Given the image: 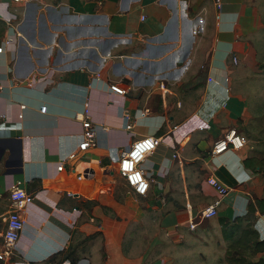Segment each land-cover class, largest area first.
I'll return each instance as SVG.
<instances>
[{
	"label": "crops",
	"instance_id": "0c3cea01",
	"mask_svg": "<svg viewBox=\"0 0 264 264\" xmlns=\"http://www.w3.org/2000/svg\"><path fill=\"white\" fill-rule=\"evenodd\" d=\"M245 2L0 0V45L15 37L0 54V139L22 140L21 168L7 166L9 150L0 159V251L13 181L36 196L17 248L31 264H141L123 249L135 223L134 236L150 224L175 243H192L209 235L206 223L223 235L220 220L243 218L264 240V215L248 216L249 205L264 200V171L245 165L264 154L247 143L212 156L230 129L258 120L233 88L239 63L231 56L246 63L254 53ZM115 84L125 96L112 92ZM86 110L98 137L82 151ZM202 113L212 114L208 128L199 127ZM147 136L163 143L144 163L151 186L143 197L120 181L117 158ZM211 175L229 195L207 183ZM211 205L218 214L203 219Z\"/></svg>",
	"mask_w": 264,
	"mask_h": 264
},
{
	"label": "rangeland",
	"instance_id": "374dc122",
	"mask_svg": "<svg viewBox=\"0 0 264 264\" xmlns=\"http://www.w3.org/2000/svg\"><path fill=\"white\" fill-rule=\"evenodd\" d=\"M245 16L249 20L250 43L254 51L248 62H240L236 68L238 72L233 79V88L236 94L246 96L251 101L252 109L258 120H250L249 123L242 122L236 128L238 133L248 139V145L253 146L254 152L258 156L264 154V0H246ZM1 39V34H0ZM249 47V48H250ZM125 185L124 179H120ZM126 188L129 186L126 184ZM251 221V218H250ZM254 219L252 220V222ZM253 222L254 228L257 224ZM137 223L130 226L128 235L123 242V249L126 255L135 256L142 259L141 264H167V259L175 258L176 264H228L226 261V251L229 246L223 235L215 231V227L209 223L204 225L209 235L206 237L196 236L195 241L175 243L169 237L166 238L159 230L150 226L142 225L141 233L137 232ZM244 226V223H243ZM259 231V230H258ZM263 236V235H262ZM171 240V241H170ZM159 244V245H158ZM164 244V249L173 248L176 252L155 253L154 249ZM189 244H196L195 248L188 250ZM157 245V246H156ZM174 246V247H173ZM264 257V254L261 256ZM260 257H251V261H257ZM160 261V262H156ZM156 262V263H154Z\"/></svg>",
	"mask_w": 264,
	"mask_h": 264
},
{
	"label": "built area",
	"instance_id": "2783aa9c",
	"mask_svg": "<svg viewBox=\"0 0 264 264\" xmlns=\"http://www.w3.org/2000/svg\"><path fill=\"white\" fill-rule=\"evenodd\" d=\"M11 2L20 3L24 0H10ZM13 35L8 34L0 45V54H4L7 49L14 48ZM231 61L234 65L239 63L238 57L231 56ZM2 87L0 86V90ZM112 92L115 94L125 96L127 91L120 87L119 85H111ZM226 106V101H223L219 107ZM47 106L41 108V113L46 114ZM212 114L202 113L201 115H196V118L203 121V124L199 126L200 128H208ZM4 117V116H3ZM83 141L79 145V150H87L88 148L95 146L98 137V128L93 124L89 112L83 114ZM132 125L127 126L128 130L132 129ZM163 139L155 136H147L144 138L137 139L133 142L132 146L122 152L117 158L118 162V174L126 184L131 188V190L137 196H147L150 191L151 179L150 174L148 175L144 169V163L146 162L148 156L153 154L157 148L162 145ZM248 143L247 138L238 133L236 129H230L223 138L218 140L212 150V156L217 157L230 150H240L243 149ZM173 159L177 157L176 152H172ZM75 153L69 156V159L74 158ZM65 166V160L60 162L58 166V171H62ZM79 176V179H82ZM207 183L213 187L221 196H227L231 190L226 187L216 176L211 175L207 179ZM22 182L13 181L8 184L9 201L12 210L8 217L7 227L3 237V247L0 251V261L3 264H31L29 261L20 260V255L18 254V244L20 242L21 236L25 228V211L36 199L35 195L28 193L23 187ZM218 214L215 205H211L206 208L201 216L203 219H210ZM196 225L191 224L190 228L195 229ZM65 264H70L67 262Z\"/></svg>",
	"mask_w": 264,
	"mask_h": 264
},
{
	"label": "trees",
	"instance_id": "16d2710c",
	"mask_svg": "<svg viewBox=\"0 0 264 264\" xmlns=\"http://www.w3.org/2000/svg\"><path fill=\"white\" fill-rule=\"evenodd\" d=\"M254 164L255 168L259 167L261 171H264V158L261 161H245L246 166L251 167ZM257 211L264 215V200L250 204L248 216L251 217ZM243 222V218H237L233 222L220 220L223 237L230 242L226 261L228 264H264V257H260L257 261L250 260L251 257L264 254V240H260L258 232L250 223L243 226Z\"/></svg>",
	"mask_w": 264,
	"mask_h": 264
},
{
	"label": "water",
	"instance_id": "95a60500",
	"mask_svg": "<svg viewBox=\"0 0 264 264\" xmlns=\"http://www.w3.org/2000/svg\"><path fill=\"white\" fill-rule=\"evenodd\" d=\"M6 150L11 152V157L7 162V166L14 168L22 167V140L21 139H0V159ZM22 173V169L18 170V172L11 174Z\"/></svg>",
	"mask_w": 264,
	"mask_h": 264
}]
</instances>
